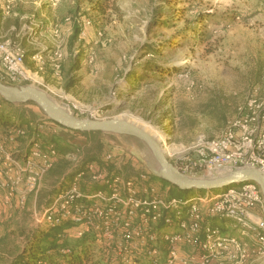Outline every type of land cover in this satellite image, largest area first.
I'll use <instances>...</instances> for the list:
<instances>
[{
  "label": "rangeland",
  "instance_id": "rangeland-1",
  "mask_svg": "<svg viewBox=\"0 0 264 264\" xmlns=\"http://www.w3.org/2000/svg\"><path fill=\"white\" fill-rule=\"evenodd\" d=\"M6 39L24 47L37 71L28 83L60 106L82 118H125L165 132L174 144L218 136L251 97L264 100V0H0V41ZM37 48L44 63L32 58ZM54 48L62 53L59 75ZM17 105L44 115L35 103ZM67 134L61 145L111 153L132 176L158 170L149 147L133 136ZM60 174L46 175L42 203ZM32 220L28 211L0 216V232L30 230ZM214 222L233 230L230 219Z\"/></svg>",
  "mask_w": 264,
  "mask_h": 264
},
{
  "label": "built area",
  "instance_id": "built-area-1",
  "mask_svg": "<svg viewBox=\"0 0 264 264\" xmlns=\"http://www.w3.org/2000/svg\"><path fill=\"white\" fill-rule=\"evenodd\" d=\"M37 49L32 58L44 63ZM52 55L59 75L62 53L54 48ZM31 72L24 47L0 41V81L26 84ZM64 129L45 114L15 118L7 132L0 126V216L28 211L30 230L69 223V240L92 244L108 264H264V196L257 183L171 194L172 185L155 182L151 172L122 171L111 153L100 157L116 164L109 171L83 149L60 152L54 139ZM169 144L175 145L166 152L170 161L188 176L214 177L240 167L264 173V100L251 97L218 136ZM61 157L67 168L42 203L44 179ZM216 218L230 219L231 233L222 232ZM73 248L60 252L69 256Z\"/></svg>",
  "mask_w": 264,
  "mask_h": 264
},
{
  "label": "water",
  "instance_id": "water-1",
  "mask_svg": "<svg viewBox=\"0 0 264 264\" xmlns=\"http://www.w3.org/2000/svg\"><path fill=\"white\" fill-rule=\"evenodd\" d=\"M0 96L15 104L35 103L48 119L66 129L129 135L141 140L149 147L158 163V170H155L153 174L180 191L215 190L253 181L259 185L264 196V173L257 168L240 167L214 177H192L182 173L170 161L157 136L150 129L134 121L125 118L78 117L72 110L67 111L64 109L65 106L54 102L47 93L33 83L7 84L0 81Z\"/></svg>",
  "mask_w": 264,
  "mask_h": 264
},
{
  "label": "trees",
  "instance_id": "trees-1",
  "mask_svg": "<svg viewBox=\"0 0 264 264\" xmlns=\"http://www.w3.org/2000/svg\"><path fill=\"white\" fill-rule=\"evenodd\" d=\"M75 30L73 40H77L79 36V26H76ZM167 72L169 73V70ZM18 117L22 119H34L37 117V114L32 110H22L19 105L0 96V126L7 132L13 120ZM227 122L228 120H226L225 126ZM64 130L82 135L92 134L95 137L101 134V132H79L66 128ZM64 135L62 133L59 138L54 139L60 152L70 150V145L66 146L59 143ZM98 142L95 141L97 146L101 147L102 144ZM89 151L88 149V152H85L90 160L100 161V167H105L109 171L114 170L115 167H113V164L102 162L100 160L101 156L92 155ZM67 165L68 162L63 157L59 158L49 170L48 176L55 170L60 171L62 174L66 170ZM161 180L165 184H169L167 181ZM170 192L171 194L179 193L185 195L193 191H180L172 186ZM11 236L13 238H10ZM22 237L24 239H21ZM70 243L69 223H64L48 231L28 230L25 227H12L10 231L7 230L6 234L0 238V264H38V261L41 259L45 260L47 264H108L99 255L95 254L93 245L87 242L81 244L75 242L71 255L64 256L60 252V249L69 246ZM140 264L147 263L141 262Z\"/></svg>",
  "mask_w": 264,
  "mask_h": 264
},
{
  "label": "bare ground",
  "instance_id": "bare-ground-1",
  "mask_svg": "<svg viewBox=\"0 0 264 264\" xmlns=\"http://www.w3.org/2000/svg\"><path fill=\"white\" fill-rule=\"evenodd\" d=\"M33 75H37V73L35 72V73H30V77L32 78V80H34L33 79ZM64 109H66L67 111H69L70 110V107L69 106H67V105H65V108ZM150 129V128H149ZM156 136H157V138H158V140L160 141V143L162 144V148L166 151V152H171V151H173L174 149H175V145H171V144H169V141H165L166 139H167V134L165 133V132H162V133H160L159 135H157L155 132H153ZM163 139V140H162ZM165 139V140H164ZM168 140V139H167ZM161 170V169H160Z\"/></svg>",
  "mask_w": 264,
  "mask_h": 264
},
{
  "label": "crops",
  "instance_id": "crops-1",
  "mask_svg": "<svg viewBox=\"0 0 264 264\" xmlns=\"http://www.w3.org/2000/svg\"><path fill=\"white\" fill-rule=\"evenodd\" d=\"M69 131H63L62 133H64L65 134V136H67ZM68 141V140H67Z\"/></svg>",
  "mask_w": 264,
  "mask_h": 264
}]
</instances>
